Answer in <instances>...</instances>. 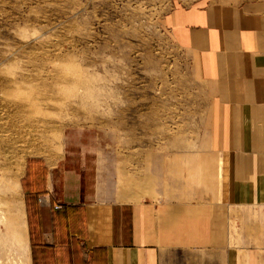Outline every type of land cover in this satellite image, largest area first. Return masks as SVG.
<instances>
[{
  "label": "crops",
  "instance_id": "0c3cea01",
  "mask_svg": "<svg viewBox=\"0 0 264 264\" xmlns=\"http://www.w3.org/2000/svg\"><path fill=\"white\" fill-rule=\"evenodd\" d=\"M165 23L211 90L207 149L65 130L24 164L26 264H264V3L196 0Z\"/></svg>",
  "mask_w": 264,
  "mask_h": 264
},
{
  "label": "rangeland",
  "instance_id": "374dc122",
  "mask_svg": "<svg viewBox=\"0 0 264 264\" xmlns=\"http://www.w3.org/2000/svg\"><path fill=\"white\" fill-rule=\"evenodd\" d=\"M194 1L0 0V264H26L24 164L65 130L207 149L211 90L165 23Z\"/></svg>",
  "mask_w": 264,
  "mask_h": 264
},
{
  "label": "bare ground",
  "instance_id": "6f19581e",
  "mask_svg": "<svg viewBox=\"0 0 264 264\" xmlns=\"http://www.w3.org/2000/svg\"><path fill=\"white\" fill-rule=\"evenodd\" d=\"M19 194H20V192H19ZM20 201V200H19ZM20 204H21V202H20Z\"/></svg>",
  "mask_w": 264,
  "mask_h": 264
},
{
  "label": "built area",
  "instance_id": "2783aa9c",
  "mask_svg": "<svg viewBox=\"0 0 264 264\" xmlns=\"http://www.w3.org/2000/svg\"><path fill=\"white\" fill-rule=\"evenodd\" d=\"M60 207L59 205L57 206V208Z\"/></svg>",
  "mask_w": 264,
  "mask_h": 264
}]
</instances>
